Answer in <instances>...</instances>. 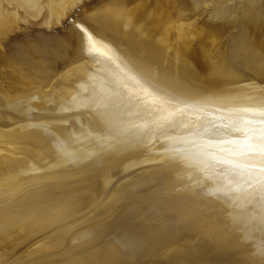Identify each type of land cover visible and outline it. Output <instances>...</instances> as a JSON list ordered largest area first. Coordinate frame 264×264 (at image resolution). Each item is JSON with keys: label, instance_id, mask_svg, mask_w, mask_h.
I'll list each match as a JSON object with an SVG mask.
<instances>
[{"label": "bare ground", "instance_id": "obj_1", "mask_svg": "<svg viewBox=\"0 0 264 264\" xmlns=\"http://www.w3.org/2000/svg\"><path fill=\"white\" fill-rule=\"evenodd\" d=\"M41 1L0 0V62L10 49L12 76L24 83L42 62L20 42L27 34L5 39L2 28L21 9L40 15ZM72 1L47 0L58 24ZM112 1L84 4L100 13L85 7L75 20L78 63L57 71L56 88H0V264H264V227L247 226L264 197L245 217L243 193L215 191L232 177L205 175L208 160L196 154L238 155L231 142L240 134L189 131L212 121L227 132L229 117L264 109V0H223L209 14L231 29L212 69L209 51L182 45L195 32L171 23L166 4L151 18L147 0Z\"/></svg>", "mask_w": 264, "mask_h": 264}, {"label": "rangeland", "instance_id": "obj_2", "mask_svg": "<svg viewBox=\"0 0 264 264\" xmlns=\"http://www.w3.org/2000/svg\"><path fill=\"white\" fill-rule=\"evenodd\" d=\"M92 1L93 0H80V1L79 0H73L70 3V5H68V7H67L68 9H66L67 12L65 11V16L64 17H66V18L65 19H63L64 17L62 18L63 21H61V25L58 24L60 22H57V20H55V19L53 20L51 14H49V9H47L48 8L47 7V0H42L41 1L42 6H43L42 7L43 11H41L42 13L40 12V15L34 14V16H33V14L25 13V11L23 10L24 11L23 12L22 9H21L19 11L20 20H17V21H14L12 19L6 20L5 24H4L5 28H2V29H4V31H3V34L1 36L6 39L9 36L11 37V35H13L17 31H22L24 34H27V36L21 37L22 40L20 42L23 44V46L25 45L24 47H27L26 50L28 51V53H31L32 56L33 55L35 56L33 58H35V60L37 62H39V61L42 62L41 65H42L44 71L37 72L36 74H34L35 76H32L31 82L27 80V81H25L26 83H24L23 81H22L23 82L22 83L20 81L15 80L12 75L14 73V70H16V69H13V68L16 67L15 64L17 63V58L12 54L11 50L7 48V51H6L7 52L6 53L7 58L5 59L7 61L4 60V61L0 62V88H6L7 90H10V91H14L15 89H18V88H20V89L21 88L22 89L36 88V87L39 88L41 86H42L41 88H44V89L46 88L48 90H50L51 88H56L57 84L59 83L58 81H56V79L59 80L60 74H62L65 70H67V68L69 69L70 67H73V66L77 65L76 63H78L77 59L76 60L75 59L71 60V58H76V57H74L75 56V54H74L75 50H74V46H73L74 45V37L71 35V33L74 30L75 20L77 19L78 16L86 15V14H88L91 11L92 12L90 14H93V15H97L95 13H98V14L100 13V12H97L95 10H91L90 8H87L86 6L85 7L87 9L86 10L87 12H85L86 14L83 13L84 12L83 8H85L84 4L85 5L87 3L90 4ZM121 1H122V3L120 4ZM121 1L117 0V2H116V0H114L111 3H113L114 6H119V8H126L127 6L133 4L134 2L136 4L138 1H141V0H138V1L137 0H135V1L134 0H129V1L128 0L127 1L126 0H121ZM142 1H144V0H142ZM192 1L191 0H184V2H183V0H180V1L179 0H176V1L175 0L174 1L173 0H158V2H157V0H147L146 3L148 2V4H145V8L149 10V13H148V10H147V13H148L147 15H149L152 18L158 11L157 8H156V7H159L158 3H160L163 8L165 7V5H163V4H166V8L168 9V13L170 15L171 23L173 22L176 26L180 25V24H183L185 29H189V30L191 29V30H193V32H195L194 33V38H191L190 41H186V43L183 42L182 45L187 47L188 49L194 51V52H198V51L200 52L202 50L209 51L208 52V60H207V62L203 61L204 62L203 64L205 66L206 64L210 63L209 65H206L205 67H208V68L212 69L213 66L216 64L215 61L217 59L218 54L220 55L225 49L226 41L228 39V34L230 33L229 31L231 30V29L226 27V25L224 24V22L222 20L217 19V21H215L213 19L210 20L211 18H209V14L211 12L216 13L218 11L217 8H219V6H221L223 4L222 3L223 0H206L205 2H203V1L202 2H196L194 0H192ZM131 2H133V3H131ZM153 2L157 3L158 5H156L155 3H154L155 5H154ZM207 2H208V5H206ZM210 2H211V4H210ZM175 3H176L177 7L175 6ZM178 3L181 4V5H178ZM195 3H197V4H195ZM146 5H148V6H146ZM169 5H170V7H169ZM207 6H208V8H207ZM69 8H70L71 11L69 10ZM155 8H156V10H155ZM196 8H197V10H196ZM73 11H75V12H73ZM151 11H152V13H151ZM175 11L177 13H175ZM194 11H195L196 14L194 13ZM175 14H177L178 17ZM193 14H195V15H193ZM45 17H46V19H45ZM172 17H174V18H172ZM178 18L181 21L178 20ZM190 18L193 19V20H191ZM22 19H23V21L25 22L26 25L24 23H20L19 24V22H22ZM10 20L13 23L12 22L9 23ZM201 20H203V21L201 22ZM53 21H54V23H57V24H54ZM177 21H179V22H177ZM6 22H7V24H6ZM51 23H53V24H51ZM201 23L205 24V26L202 25ZM49 24H50V26H49ZM185 24H187V25L185 26ZM46 25L49 28H46L47 27ZM200 25H202V26H200ZM196 26H198V27H196ZM212 28H213V30L215 29V31H212ZM37 29H38V31H37ZM227 30H228V33H227ZM205 32L207 34H205ZM219 32H221L220 35H219ZM201 33H203V35ZM28 37H29V39H28ZM68 37L71 40H69ZM200 37H201L202 40L200 39ZM196 38H197V40H196ZM191 43L193 45H191ZM222 44H223V46H222ZM62 45H64V46H62ZM69 46H70V48H69ZM39 48H41V49L39 50ZM66 50H68V51H66ZM10 52H11L12 55L10 54ZM65 53H66V55H65ZM70 53H71V55L73 54L72 57H71ZM9 54L11 55V57H10ZM32 56H31V58H32ZM67 56L70 57V59ZM8 58H9V60H8ZM11 61H13V63H11ZM51 61L54 62V63H52V66L50 65ZM8 64H11V65H8ZM7 65L10 66V67H8ZM55 65H56V67H55ZM60 66H62V67H60ZM60 70H61L62 73L60 72ZM57 71H59L60 74ZM209 71L211 72V70H209ZM255 73H257V71H251L250 74H248V76L251 79H256L258 77L255 76ZM57 74H58V76H57ZM207 74H208V72L204 75V76H206L205 79H208L210 77V75H211V77L209 78V80H211V78L214 77V76H212L211 73H209L210 75L209 74L207 75ZM50 76H52V78ZM46 77H47V80H44V79H46ZM53 78H54V80H53ZM214 78H216V77H214ZM4 81H6V82H4ZM54 81H55V84H54ZM3 84H4V87H3ZM27 84H30V85H27ZM33 85H34V87H32Z\"/></svg>", "mask_w": 264, "mask_h": 264}, {"label": "snow or ice", "instance_id": "obj_3", "mask_svg": "<svg viewBox=\"0 0 264 264\" xmlns=\"http://www.w3.org/2000/svg\"><path fill=\"white\" fill-rule=\"evenodd\" d=\"M105 56L106 53L98 52ZM108 108L107 103L100 105ZM227 132H221L220 126L215 122L208 121L196 129L195 126L189 131L203 133L202 139L214 140L235 132L240 135L232 140V151L238 155H232L226 149L211 148L201 149L196 154L207 158L205 175L211 172H221L225 177L223 183L227 190L216 189L222 197L234 193H243L245 202L241 205L242 214L247 217L248 203L254 197H264V109H242L240 113L228 118V123L223 125ZM235 181V183L233 182ZM248 228L264 227V213L252 215L247 222Z\"/></svg>", "mask_w": 264, "mask_h": 264}]
</instances>
